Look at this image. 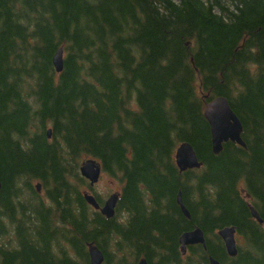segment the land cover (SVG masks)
<instances>
[{
    "label": "trees",
    "instance_id": "obj_1",
    "mask_svg": "<svg viewBox=\"0 0 264 264\" xmlns=\"http://www.w3.org/2000/svg\"><path fill=\"white\" fill-rule=\"evenodd\" d=\"M217 97L245 148L213 154ZM183 143L199 169H177ZM87 160L121 183L111 219L83 198ZM0 183V264H89L90 247L103 264H264V0H0ZM196 227L206 248L183 253Z\"/></svg>",
    "mask_w": 264,
    "mask_h": 264
},
{
    "label": "water",
    "instance_id": "obj_2",
    "mask_svg": "<svg viewBox=\"0 0 264 264\" xmlns=\"http://www.w3.org/2000/svg\"><path fill=\"white\" fill-rule=\"evenodd\" d=\"M52 64L57 73L62 71L63 61L61 49H59L58 52H56L53 56ZM204 118L210 128L211 146L214 155H218L222 150V145L227 142H231L245 148V144L241 138V122L225 98L217 97L207 103L204 109ZM48 137H50V131H48ZM174 160L176 167L180 172L199 169L201 167V164L198 162L193 148L188 143L179 145L175 151ZM80 175L89 183V187H93L100 178L101 168L97 162L89 160L81 165ZM37 189H39L38 186ZM84 199L92 208H94L96 211H99L102 216L107 219H111L115 215V208L119 200V196L118 194H111L101 207L97 204L95 198L92 195L84 194ZM176 202L183 215L189 219V213L183 205L180 193H178L176 197ZM251 214L253 218L259 222V224H262L258 214L253 209L251 210ZM235 235L236 230L234 227H225L218 231V237L221 239L226 254L229 258H235L238 253ZM179 244L183 252H185L187 247L197 245L202 246L205 249L206 245L204 233L197 227L191 231L184 232L179 237ZM88 253L89 264H103V255L98 249L95 247H90ZM136 264L148 263L146 259L141 258ZM209 264L220 263L217 260L210 258Z\"/></svg>",
    "mask_w": 264,
    "mask_h": 264
},
{
    "label": "rangeland",
    "instance_id": "obj_3",
    "mask_svg": "<svg viewBox=\"0 0 264 264\" xmlns=\"http://www.w3.org/2000/svg\"><path fill=\"white\" fill-rule=\"evenodd\" d=\"M36 186V184H34ZM121 191V183L116 180L112 179L108 176H105L101 174V177L98 181V183L93 187V189H89L88 187L83 188V192L90 193L94 195L95 197L100 198V200L103 202L106 201V199L113 193L120 194ZM39 194H43V191L40 189L38 191Z\"/></svg>",
    "mask_w": 264,
    "mask_h": 264
},
{
    "label": "bare ground",
    "instance_id": "obj_4",
    "mask_svg": "<svg viewBox=\"0 0 264 264\" xmlns=\"http://www.w3.org/2000/svg\"><path fill=\"white\" fill-rule=\"evenodd\" d=\"M55 55V54H54Z\"/></svg>",
    "mask_w": 264,
    "mask_h": 264
}]
</instances>
